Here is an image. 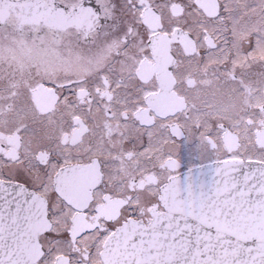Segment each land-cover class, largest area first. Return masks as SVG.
Returning a JSON list of instances; mask_svg holds the SVG:
<instances>
[{
    "label": "snow or ice",
    "instance_id": "1",
    "mask_svg": "<svg viewBox=\"0 0 264 264\" xmlns=\"http://www.w3.org/2000/svg\"><path fill=\"white\" fill-rule=\"evenodd\" d=\"M0 264H264V0H0Z\"/></svg>",
    "mask_w": 264,
    "mask_h": 264
},
{
    "label": "flooded vegetation",
    "instance_id": "2",
    "mask_svg": "<svg viewBox=\"0 0 264 264\" xmlns=\"http://www.w3.org/2000/svg\"><path fill=\"white\" fill-rule=\"evenodd\" d=\"M178 158L181 162V172L189 167L198 166L205 163L215 162L216 156L211 151H201L197 145L195 137L185 139L178 148Z\"/></svg>",
    "mask_w": 264,
    "mask_h": 264
},
{
    "label": "water",
    "instance_id": "3",
    "mask_svg": "<svg viewBox=\"0 0 264 264\" xmlns=\"http://www.w3.org/2000/svg\"><path fill=\"white\" fill-rule=\"evenodd\" d=\"M215 162L205 163L198 165L199 167H202L205 172V178H209L211 176V173L214 169ZM186 171V170H185ZM183 171V172H185Z\"/></svg>",
    "mask_w": 264,
    "mask_h": 264
}]
</instances>
